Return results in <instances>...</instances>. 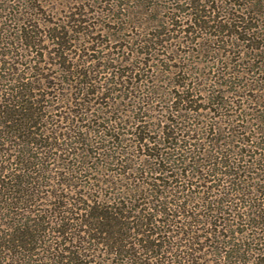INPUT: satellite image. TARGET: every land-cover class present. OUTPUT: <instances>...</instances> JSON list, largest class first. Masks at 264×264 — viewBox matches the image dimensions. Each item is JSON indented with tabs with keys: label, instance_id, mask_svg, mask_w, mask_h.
Instances as JSON below:
<instances>
[{
	"label": "trees",
	"instance_id": "trees-1",
	"mask_svg": "<svg viewBox=\"0 0 264 264\" xmlns=\"http://www.w3.org/2000/svg\"><path fill=\"white\" fill-rule=\"evenodd\" d=\"M41 2L0 0V264H264V0Z\"/></svg>",
	"mask_w": 264,
	"mask_h": 264
},
{
	"label": "rangeland",
	"instance_id": "rangeland-1",
	"mask_svg": "<svg viewBox=\"0 0 264 264\" xmlns=\"http://www.w3.org/2000/svg\"><path fill=\"white\" fill-rule=\"evenodd\" d=\"M40 1H42L41 3H42L43 6H46L47 7V10H51V9H54V8L56 9L57 7H59V8L65 7V6H68V4L69 5H72L71 4L72 3V0H40ZM77 1H79V0H74V2H77ZM95 11H96V9H95ZM95 11H94V14H95ZM96 15H98L100 17L99 20H101V21L103 20L105 22V19L106 18L104 16V14H101L100 13V10H97Z\"/></svg>",
	"mask_w": 264,
	"mask_h": 264
}]
</instances>
